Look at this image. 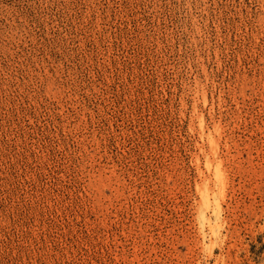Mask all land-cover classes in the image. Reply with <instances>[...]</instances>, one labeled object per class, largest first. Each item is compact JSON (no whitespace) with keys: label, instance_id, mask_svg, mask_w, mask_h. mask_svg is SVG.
Segmentation results:
<instances>
[{"label":"rangeland","instance_id":"obj_1","mask_svg":"<svg viewBox=\"0 0 264 264\" xmlns=\"http://www.w3.org/2000/svg\"><path fill=\"white\" fill-rule=\"evenodd\" d=\"M0 264H264V0H0Z\"/></svg>","mask_w":264,"mask_h":264},{"label":"bare ground","instance_id":"obj_2","mask_svg":"<svg viewBox=\"0 0 264 264\" xmlns=\"http://www.w3.org/2000/svg\"><path fill=\"white\" fill-rule=\"evenodd\" d=\"M216 144V143H215ZM214 145V144H213ZM215 149H216V147H214ZM214 149V150H215ZM214 152V151H213ZM220 163H217L216 165H217V167L219 168V165ZM210 169H211V166H210ZM219 170V169H218ZM220 171V170H219ZM218 171V172H219ZM221 176H222V174H221ZM220 176V177H221ZM208 178V177H207ZM211 181V180H210ZM207 182V181H206ZM219 182L220 183H222L220 180H219ZM210 182H208V184H209ZM203 186H204V184H203ZM206 187H207V185H206ZM203 189V188H202ZM208 189H209V187H208ZM213 190V189H212ZM207 191V190H206ZM211 194L207 191V192H205V194H204V197H203V203H204V205L206 206V207H209L210 206V204H212L211 203V196H210ZM220 202V201H219ZM216 204V203H215ZM202 207H203V205H202ZM216 207V206H215ZM221 207V206H220ZM204 208V207H203ZM217 212V211H216ZM208 213V212H207ZM221 213V212H220ZM204 214V213H203ZM205 216V215H204ZM212 216V215H211ZM208 217V216H207ZM220 218V217H219ZM218 218V219H219ZM209 222V221H208ZM211 222V221H210ZM217 222V221H216ZM215 222V223H216ZM211 224V223H210ZM215 225V224H214ZM217 226V225H216ZM204 227V226H203ZM207 227V226H206ZM211 227V226H210ZM213 227V226H212ZM212 230V229H211ZM217 230H218V228H217ZM215 231V230H214ZM216 232V231H215ZM205 235V234H204Z\"/></svg>","mask_w":264,"mask_h":264}]
</instances>
